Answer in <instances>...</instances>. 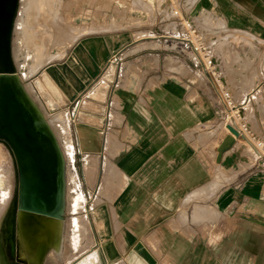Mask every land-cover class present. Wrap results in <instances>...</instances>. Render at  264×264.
<instances>
[{"label":"crops","instance_id":"obj_1","mask_svg":"<svg viewBox=\"0 0 264 264\" xmlns=\"http://www.w3.org/2000/svg\"><path fill=\"white\" fill-rule=\"evenodd\" d=\"M190 9L208 41L236 35L264 41V0H196ZM127 42L113 34L79 39L42 71L57 110L74 118V149L88 175L83 183L92 241L79 253L66 247L55 264H264V161L257 149L228 135L224 111L205 78H195L193 65L173 67L186 77L168 74L155 49L144 55L149 63L137 58L121 64V75L113 62L127 56L121 54ZM105 72V98L85 96L101 89ZM254 97L260 133L250 116L249 127L264 139V114ZM113 135L122 149L111 157ZM103 175H114V185H102ZM67 212L66 202L64 219ZM9 261L19 264L15 250Z\"/></svg>","mask_w":264,"mask_h":264},{"label":"rangeland","instance_id":"obj_2","mask_svg":"<svg viewBox=\"0 0 264 264\" xmlns=\"http://www.w3.org/2000/svg\"><path fill=\"white\" fill-rule=\"evenodd\" d=\"M23 1L25 3L27 2L29 10L27 9V11H25L24 28L22 30L23 36H20L21 33H18L19 31L15 32L13 35L12 47L14 58L21 64L26 63L28 65L24 67V72L28 71L29 66L32 68L36 67L37 70L35 69L24 82L33 99L41 109H44L43 112L46 114L45 116L51 117L56 112L67 118L69 126V130L67 133H64L63 136L61 135L62 137L59 133L56 134L59 142L63 145H65V139L70 142L71 150L70 152H65V178L66 183H68L66 184L68 187L66 188L65 199L68 212L65 217L67 219H64L66 227L64 230L65 239L63 241L62 259L52 253L45 263L55 264V261H62L64 259L66 247L72 248L73 252L78 251L79 253L84 251L92 241V238H90L87 233V230L91 228V223L90 228L82 224V233V230L78 233L74 228V222H81L80 220L82 217H86L89 220L86 213L84 197L88 196V192L86 191L87 188L85 183H83L85 182V177L88 179V175L86 174L81 158L74 149V118L71 119L66 112L59 111L57 108L53 109L50 106L49 101L52 99V96L49 93L47 84L43 80L42 71L49 63L62 60L77 40L113 34L118 35L123 41L124 39L128 41L126 48L121 53L127 56L123 58L122 56H118L113 62V65H118L117 69L121 71V75H123L122 72L124 71L123 68H120L121 64L135 63L136 61L134 60L137 58L148 59L149 63L151 57H145L144 55L152 53V50L157 49L159 52H162L164 56V61H162V63H164L165 68H167L168 74L175 71L178 72L181 77H186L187 73L173 67L177 65H193L196 63V59L193 54L188 55L187 51L181 49V45L178 41L173 39L174 33L177 31L178 27L173 15V9L178 5L182 7L184 11H190L189 16L194 18L196 17L194 16L195 12L191 10L190 7L194 5L196 0ZM20 5H22L21 0ZM238 36L239 35H236L228 41L224 39L217 40L213 45H215L217 53L222 54L221 57L225 65H227L226 69L230 86L240 91L241 94H248L249 97L255 96L252 99H255L254 101L257 103V107L260 105V111L264 114V106H262L264 105V41H252L250 40L251 37L248 35L242 36L241 38ZM62 53H64V57L59 59L56 58ZM142 55L144 57H141ZM49 58H52V60L50 61ZM178 58L180 60H178ZM39 60L40 63H38ZM195 70V78L204 79L200 64H197ZM127 73L124 72V74ZM116 74L118 75V72H116ZM106 75L107 72L104 73L100 81L101 83H99L102 85L101 89H98L99 87L95 89L94 87V89L85 96L90 95V97H93L95 95H103L102 97L105 98L104 96L107 95L109 85V78L105 77ZM110 80H112V78H110ZM31 82L34 83V88L29 86ZM51 101L54 100L52 99ZM246 110L249 120L250 117L253 118L251 124L255 125L258 133H260L257 127V121L253 116L254 107L253 104L251 105V102L247 104ZM227 125L233 127L231 119L225 120V128L228 130V135L233 136L234 133L230 132ZM219 127L223 128L224 123H221ZM241 139L242 144L247 148L250 150L255 149L247 138L244 139L241 137ZM260 140L262 141L263 138ZM230 143L229 141L228 144ZM120 148L122 149V147ZM257 151L259 152V150ZM108 154L113 157L109 152ZM107 161L110 160L106 158V163ZM83 169L85 175L82 172ZM18 180L13 155L8 146L0 141V202L5 201L4 206L7 207V215L16 210ZM100 180L102 185L104 183V186L108 187L110 185L111 187L114 185V175L110 178H105L103 175V177H100ZM215 190L214 188V191ZM82 192H85L84 195ZM69 196L81 197L83 199V208L74 211L73 206L70 205ZM0 209L2 210V208ZM1 210L0 213H2ZM66 228H68L70 232L65 233ZM84 232L86 236H83ZM72 236L75 237L74 241ZM0 245L4 255L0 262L3 261L2 264H9L7 262H10L9 259L12 257L15 243L5 232V216H1V214ZM73 257L74 253L73 255L67 256L66 259L70 261Z\"/></svg>","mask_w":264,"mask_h":264},{"label":"bare ground","instance_id":"obj_3","mask_svg":"<svg viewBox=\"0 0 264 264\" xmlns=\"http://www.w3.org/2000/svg\"><path fill=\"white\" fill-rule=\"evenodd\" d=\"M21 2L22 5L20 0H0V141L10 149L19 179L16 210L7 215L5 201H1L0 214L5 216L6 234L15 243L16 261L19 264H45L52 253L60 258L63 254L65 192L68 187L65 152H70L71 144L65 139L63 145L56 135L63 136L69 130L67 118L56 112L51 117L45 116L44 109L33 99L24 82L36 67L29 66L24 72L28 65L14 58L13 35L19 31L23 36L25 11L29 10L27 2ZM62 57L64 53L56 58ZM29 86L35 87L32 82ZM51 100L50 106L58 108ZM113 137H109L108 152L114 157L121 148L112 145ZM112 168V162L107 161V171H113ZM210 190L214 191V188ZM69 202L74 211L83 208V199L79 196H69ZM80 221L74 222L78 233L83 232L82 224L90 228L86 217ZM83 236H86L85 232ZM72 239L74 241L75 237ZM3 256L0 245V261Z\"/></svg>","mask_w":264,"mask_h":264},{"label":"built area","instance_id":"obj_4","mask_svg":"<svg viewBox=\"0 0 264 264\" xmlns=\"http://www.w3.org/2000/svg\"><path fill=\"white\" fill-rule=\"evenodd\" d=\"M173 15L178 26L173 39L178 41L181 49L187 51L188 55H194L196 63L193 66L197 68V64H200L202 67L207 87L216 103L222 107L225 118L231 119L240 137L247 138L253 147L259 150L257 159L264 161V139L262 141L257 139L249 127L246 106L250 103L251 97L248 94H242L239 98L236 96L227 82L224 71L221 70L214 41L207 40L206 32L198 23L178 5L174 7Z\"/></svg>","mask_w":264,"mask_h":264},{"label":"water","instance_id":"obj_5","mask_svg":"<svg viewBox=\"0 0 264 264\" xmlns=\"http://www.w3.org/2000/svg\"><path fill=\"white\" fill-rule=\"evenodd\" d=\"M228 129L230 130V132L234 133L236 137L239 136V133L232 126H228ZM232 144H233V140L231 141L229 146H226V149L230 148Z\"/></svg>","mask_w":264,"mask_h":264}]
</instances>
